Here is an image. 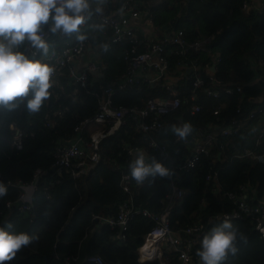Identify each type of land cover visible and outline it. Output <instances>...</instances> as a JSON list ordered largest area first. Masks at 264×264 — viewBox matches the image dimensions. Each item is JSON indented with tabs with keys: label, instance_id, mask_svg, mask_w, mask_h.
<instances>
[{
	"label": "trees",
	"instance_id": "1",
	"mask_svg": "<svg viewBox=\"0 0 264 264\" xmlns=\"http://www.w3.org/2000/svg\"><path fill=\"white\" fill-rule=\"evenodd\" d=\"M137 1L144 3L143 8L154 17L157 26L184 30L189 40L201 35L214 37L210 52L219 53L222 59L217 78L227 85L243 87L247 97L246 113L258 104L256 99L261 98L264 88L252 84L249 59H264V13H245L242 0H164L156 6L150 5L151 0ZM100 30V27L91 26L87 31L93 45L101 43L99 38L96 39ZM104 46L101 55L108 67L107 79L114 84L125 71L121 61L123 47L106 43ZM201 59L202 62L212 60L205 54ZM177 82L180 96L188 95L192 81ZM51 85L49 98L38 113L29 112L26 101L14 111L0 109V182L8 189L7 195L0 199V227L10 233L38 237L5 264H66L73 257L78 258L74 264H90L88 259L96 255L103 259V264H160L159 261L139 263L137 260L138 249L153 227L151 221L136 217L131 223L128 240L123 243L114 238L116 231L102 222L103 218L115 217L118 204L127 197L121 189L122 176L130 171L127 149H146L151 137L173 142L176 136L170 129L172 125H183L184 117L185 123L193 124V131L216 120L202 115L190 117L181 109L169 116L165 130L155 135L140 133L133 122L127 121L100 142V162L88 176L75 178L72 169L61 176L53 171L55 144L57 141H71L79 124L94 118L97 104L82 89L70 83L67 75L58 77ZM169 96L161 84L145 83L140 88L132 87L118 93L115 104L144 106L150 99ZM238 98L237 95L228 98V107L223 111L220 124L227 125L237 117ZM89 131L90 128H85L84 137L88 140ZM17 135L22 141L20 148L15 141ZM221 142L226 145L221 160L217 158L220 149L215 148L211 158L203 159L179 183L186 194L172 210L174 230L192 223L198 216L207 222L214 215L232 212L234 206L226 193L238 191L242 185L255 190L259 199L264 198V163L250 159L230 160L234 152L251 148L252 134L243 131L229 140L221 139ZM177 151L182 155L185 149L179 145ZM38 170L41 173L33 195L31 217L18 211L22 193L18 184L31 183ZM211 170L218 172L221 187L218 194L213 193L205 181ZM168 188L167 179L156 178L153 183L145 181L143 185L134 181L132 192L145 208L161 212L160 201L169 193ZM8 203L13 205L12 209L7 207ZM252 221V218L231 221L245 239L238 242V252L229 255L224 264H264V239L254 229ZM163 260L166 264H178L174 253H166Z\"/></svg>",
	"mask_w": 264,
	"mask_h": 264
},
{
	"label": "built area",
	"instance_id": "2",
	"mask_svg": "<svg viewBox=\"0 0 264 264\" xmlns=\"http://www.w3.org/2000/svg\"><path fill=\"white\" fill-rule=\"evenodd\" d=\"M161 1L154 0V3ZM197 1L205 2L206 0ZM90 6L93 10L92 18L81 25V32L88 39L81 42L76 39V34L71 37L59 33L53 35L45 26L43 34L49 44V52L47 56L35 57L53 68L51 83L58 77L67 75L73 78V84L97 103L94 118L80 123L75 129L76 136L71 141L56 142L53 155L57 173L62 176L65 171L72 169L75 178L88 176L100 162V142L113 135L127 121L133 122L140 133L155 135L164 131L167 118L181 109L192 117L210 116L216 122L210 121L206 125L207 128L198 133H191L184 140L175 137L173 142H165L150 138L147 147L152 156H145L146 161L150 163L151 159L155 158L173 172L171 178L167 179L169 193L160 201L161 212H153L136 201L132 192L134 180L131 179L130 171H128L121 179V189L127 195L126 199L118 204L115 217L103 218L102 222L116 231L114 238L122 243L128 240L131 223L136 217L142 216L152 222L153 227L145 236L143 246L138 249L139 263L159 261L160 264H166L163 260L165 254L174 253L178 264H199L196 252L200 248L203 237L212 227L221 224L225 219L233 221L252 218L254 229L261 239H264V198L259 199L256 194L252 195L247 185L241 186L238 191L226 193L234 206L232 212L214 215L207 222L198 216L192 223L179 230H174L171 225L172 210L186 194V191L179 187V183L185 175L197 168L203 159L211 158L213 148L220 149L218 158L221 160L225 147L219 143L220 138L232 137L239 134L247 125H254V128L258 130V139L253 150L243 149L233 155L230 160L250 158L258 163H264V152L261 147L264 142V103H259L260 105L245 115L241 105L245 99L243 87L225 85L215 76L221 57L218 56L215 59L214 66L201 62V54L209 52V46L213 43L214 37L201 35L194 40H189L185 31L178 29L168 30L164 34L155 36L154 39H144L138 32L139 24L146 16H144L146 13L143 3L135 0H100V2L90 0ZM96 7L102 8V12L95 13ZM242 10L245 13H264V10L255 7L251 0H242ZM146 21L155 25L151 16ZM91 26L101 28L102 32L100 34L98 32L97 37L123 47L122 62L125 65V71L114 84H106L100 89L93 86L91 75L103 73L106 67L93 59L83 65V58L91 44L87 34ZM27 50L29 54L35 51L30 48ZM173 62L174 68L193 70L190 75L192 88L189 94L183 97L180 96L178 87L168 77ZM258 66L263 72L262 80L264 81V59L258 61ZM212 67L215 68V72L211 73ZM145 83L161 84L170 96L163 99H150L144 106L127 107L115 104V96L118 93L132 87L140 88ZM235 95L239 97V104L237 103L236 106L239 117L221 127L219 121L226 109L225 103L221 100L223 97L229 98ZM210 101L218 104L211 106ZM182 122L185 123L184 118ZM91 124L99 125L102 131L92 135L88 140L84 137V133L85 128ZM109 125L111 127L107 129ZM15 141L20 148L22 146L20 135L16 136ZM178 144L184 145L187 153L177 158L172 147ZM140 151L141 149L136 147L127 149L130 163ZM40 173V170L35 173L31 183L18 184L22 190L18 201V211L27 216L32 217L33 195ZM217 175V171L211 170L205 179L207 185L213 186L217 181ZM7 207L12 209L13 205L8 203ZM147 245H149L148 249L143 252ZM77 261L78 258L73 257L67 260L66 264H74ZM88 262L103 264V259L96 255L90 257Z\"/></svg>",
	"mask_w": 264,
	"mask_h": 264
},
{
	"label": "clouds",
	"instance_id": "3",
	"mask_svg": "<svg viewBox=\"0 0 264 264\" xmlns=\"http://www.w3.org/2000/svg\"><path fill=\"white\" fill-rule=\"evenodd\" d=\"M100 2V0H98ZM95 13L102 12L96 7ZM93 10L90 0H0V109L14 111L25 103L31 113H38L49 98L53 68L36 59L47 56L49 44L44 29L53 35L59 33L78 41L88 37L81 25L90 20ZM27 42V45H26ZM35 49L29 54L27 49ZM170 131L184 140L193 131L189 123L172 125ZM130 177L137 184L153 183L156 178L170 179L173 172L155 158L147 162L143 152H138L129 164ZM8 189L0 182V199ZM9 227H11L9 225ZM245 237L229 219L212 227L203 237L196 255L199 264H224L229 255L238 252L237 244ZM37 236L14 234L0 227V264L12 261L24 247L37 241Z\"/></svg>",
	"mask_w": 264,
	"mask_h": 264
},
{
	"label": "crops",
	"instance_id": "4",
	"mask_svg": "<svg viewBox=\"0 0 264 264\" xmlns=\"http://www.w3.org/2000/svg\"><path fill=\"white\" fill-rule=\"evenodd\" d=\"M120 1V0H119ZM135 1H137V0H135ZM164 0H162L161 2H159V3H157V4H155L154 3V0H151V2H150V5H152V6H156V5H159L160 3H162ZM183 1H185V0H183ZM187 1H189V0H187ZM252 1V3L254 4V6L255 7H257L258 9H263L264 10V0H251ZM140 2V1H139ZM141 3H143L142 1H141ZM144 4V3H143ZM145 13L146 14H144V18H143V20H141V22H140V24H139V27H138V32L143 36V38L144 39H154L155 38V36H158V35H161V34H164L166 31H168V30H170V27L169 26H163V27H161V26H157V24L155 23V21H154V17L148 12V11H146L145 10ZM251 13H256V12H251ZM257 13H259V12H257ZM259 14H261V13H259ZM152 17L153 18V21H154V24L155 25H151L149 22H147L146 21V19L148 18V17ZM149 29L150 30H152L151 32H149ZM173 30H176V29H173ZM102 32V30H100L99 31V34ZM97 38H99L100 39V41H101V43H99V44H95V45H93V43L91 42V44H90V47H89V49H88V52L86 53V55L84 56V58H83V65H86L89 61H91L92 59L93 60H95L97 63H100V64H102L103 66H105L106 67V70L103 72V73H97V74H94V75H91V80L93 81V86L94 87H96L97 89H100V88H102L104 85H106V84H110L109 82H108V79H107V73H108V67H107V65L104 63V60H103V58H102V55H101V49L102 48H104L105 46V43L106 44H113V43H111V42H108V41H104V40H102L100 37H96V39ZM113 45H117V46H122V45H119V44H113ZM203 54H205V55H207V56H210L211 57V59L212 60H210V61H208V62H202V59H201V56H200V60H201V62L203 63V64H211L212 66H214L213 64H214V61H215V59L219 56V57H221L220 55H219V53H212V52H210V49H209V52H207V53H203ZM203 54H201V55H203ZM124 55V54H123ZM123 55H122V59H123ZM122 59H121V61H122ZM259 60H261V59H255V58H250L249 59V63H250V65H251V70L253 71V78H252V84L253 85H261V86H263V88H264V81L262 80V78H263V72L259 69L260 67L258 66V61ZM221 61H222V59H221ZM122 66H123V68H124V63L122 62ZM219 66V65H218ZM212 72H215V68L214 67H212V69H211V73ZM185 73H186V71H185V69H183V68H180V67H178V68H174V69H172V70H170L169 71V75H168V77L170 78V80L172 81V83H174L177 87H178V92H179V94H180V89H179V83L177 82V80H185L186 78H185ZM217 74H218V72L216 71V73H215V76L217 77ZM62 76H64V75H62ZM61 77V76H60ZM70 79L71 78H69L68 77V81L70 82V83H73V81L71 82L70 81ZM188 79H190L191 81H192V79H191V77L189 76V78ZM187 79V80H188ZM57 80V79H56ZM56 80H55V82H56ZM54 83V82H53ZM75 85V84H74ZM225 85H227L226 83H225ZM192 88V87H191ZM129 89V88H128ZM127 89V90H128ZM127 90H125V91H127ZM124 91V92H125ZM124 92H122V93H124ZM245 94V93H244ZM92 100H94L93 98H91ZM247 100V97H246V94H245V99H244V103H242L241 105H242V107L244 108V110H245V105H246V101ZM258 102V104L256 105V106H258V105H260L259 103H264V91H263V95L261 96V98H257L256 99ZM95 101V100H94ZM221 101H223L224 103H225V105H226V108L228 107V98H222V100ZM96 102V101H95ZM237 103H238V101H237ZM97 104V103H96ZM218 103L217 102H213V101H210V105L211 106H216ZM239 104V103H238ZM251 104V103H250ZM237 106V105H236ZM255 106V107H256ZM254 107H252L251 109H253ZM250 109V110H251ZM249 110V111H250ZM248 111V112H249ZM247 112V113H248ZM246 112H245V115L247 114ZM236 114H237V112H236ZM190 117H192V116H190ZM195 117H197V116H195ZM239 116H238V114H237V117L236 118H238ZM223 118V117H222ZM236 118H234V119H236ZM184 120H185V117H184ZM222 120V119H221ZM220 120V121H221ZM233 120V119H232ZM212 122V121H211ZM231 122V121H230ZM229 122V123H230ZM209 122H207L206 123V125L208 124ZM228 123V124H229ZM189 124H191L192 125V127H193V124L190 122ZM220 124V123H219ZM204 126V127H200L199 129H197V130H194L192 133H198V132H200L201 130H203L204 128H207V126ZM220 126L222 127V126H226V125H222V124H220ZM12 127H14V126H12ZM92 127V128H91ZM209 127V126H208ZM90 128V131L88 132V134H90V137L93 135H95V134H97L99 131H102L101 129V127L99 126V125H97V124H91V125H89L88 126V129ZM248 132V133H250V134H252V139H253V144H252V146H251V148H243V149H251V150H253V148H254V146H255V144H256V142H257V139H258V130H256L255 128H254V125L253 126H251V124L250 125H247L240 133H242V132ZM239 133V134H240ZM238 135V134H237ZM237 135H234V136H237ZM234 136H232V137H234ZM232 137H227V138H220V140H219V143L220 144H222V145H224V147H226V145L223 143V142H221V139H223V140H229L230 138H232ZM264 141V140H263ZM179 145H182V144H178V145H173V147H172V149H173V151H174V153H175V155H177V158H178V156L179 155H181V154H178V151H177V146H179ZM263 145H264V142H263V144H262V150H263ZM183 147H184V145H182ZM215 148H217V147H215ZM215 148H213L212 149V152H213V150L215 149ZM141 149V151L140 152H143L144 153V155L145 156H152L151 155V152L148 150V148H140ZM184 149H185V151H184V153H182V154H185V153H187V151H186V148L184 147ZM242 149V150H243ZM242 150H239V151H236V152H234L233 153V155H235V154H237V153H239V152H241ZM225 152H226V150H225ZM264 152V151H263ZM218 156H219V154H218ZM218 158V157H217ZM246 159H250V158H246ZM243 160H245V159H243ZM250 160H252V159H250ZM252 161H254V160H252ZM215 162V161H214ZM222 162H224L223 160H222ZM254 162H256V161H254ZM243 186V185H242ZM248 186V185H247ZM210 189H211V191L213 192V193H216V194H218L220 191H221V187H220V185H219V183H218V180L214 183V185L213 186H211L210 187ZM216 191V192H215ZM249 191H250V193L252 194V195H254V194H256V192H255V190H253V189H251L250 187H249Z\"/></svg>",
	"mask_w": 264,
	"mask_h": 264
},
{
	"label": "water",
	"instance_id": "5",
	"mask_svg": "<svg viewBox=\"0 0 264 264\" xmlns=\"http://www.w3.org/2000/svg\"><path fill=\"white\" fill-rule=\"evenodd\" d=\"M94 61H95V60H94ZM192 71H193L192 69H188V70L186 71V73H185V78H186V79L189 78V76L191 75ZM70 81H71V82L74 81L73 78H71ZM53 171H56V169L54 168ZM37 182H38V179H37ZM37 182H36V185H37Z\"/></svg>",
	"mask_w": 264,
	"mask_h": 264
},
{
	"label": "bare ground",
	"instance_id": "6",
	"mask_svg": "<svg viewBox=\"0 0 264 264\" xmlns=\"http://www.w3.org/2000/svg\"><path fill=\"white\" fill-rule=\"evenodd\" d=\"M149 245H147L144 249L143 252H145L148 249Z\"/></svg>",
	"mask_w": 264,
	"mask_h": 264
},
{
	"label": "rangeland",
	"instance_id": "7",
	"mask_svg": "<svg viewBox=\"0 0 264 264\" xmlns=\"http://www.w3.org/2000/svg\"><path fill=\"white\" fill-rule=\"evenodd\" d=\"M152 30L149 29V32H151Z\"/></svg>",
	"mask_w": 264,
	"mask_h": 264
}]
</instances>
